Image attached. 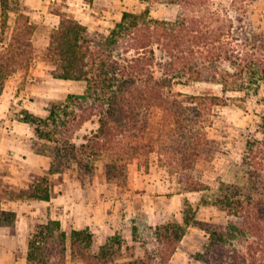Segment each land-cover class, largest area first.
Here are the masks:
<instances>
[{
  "label": "rangeland",
  "instance_id": "rangeland-1",
  "mask_svg": "<svg viewBox=\"0 0 264 264\" xmlns=\"http://www.w3.org/2000/svg\"><path fill=\"white\" fill-rule=\"evenodd\" d=\"M15 1L21 10L10 13L6 19L0 0V40L8 42L15 36L16 28L25 31L23 27L30 22L32 29L25 34V42L31 44L33 56L28 68L18 70L5 81L0 100L8 98L10 106L7 114L17 121L24 119L26 111L46 119L54 105L64 104L61 108L62 121L69 123L56 132L55 142L41 140L35 135L33 139L34 149L53 161L56 148H64L67 143L80 147L100 127V111L87 108L81 111L75 105L66 104L68 96L85 93L86 82L55 79L51 64L44 58L51 36L62 20L79 22L92 37H96L109 35L126 12L141 14L149 11L152 19L169 22L182 18L184 12L180 5L171 4L169 0ZM186 13L190 22L188 39L193 40L201 35L199 31H203L210 34V39L215 42L219 30L224 27V33H232V40H228L229 49L237 50L235 54L242 53H239L241 57L244 55L243 45H248L249 55H255L257 52H251L252 45L264 43V0H240L236 6H233L232 0H208L206 4L192 7ZM198 21H202V29ZM214 46L218 45L214 43ZM153 49L157 61L152 67L156 79L160 80L165 76L159 65L163 63L161 59L165 55L157 45ZM258 54L261 58L264 53L261 51ZM216 68L235 73L242 67L236 68L224 60ZM245 82L242 87L247 89L244 92L227 94H223L221 85L187 82V78H177L169 88L165 87L166 95L181 93L221 99L210 104L194 126L202 135L203 143H209L199 148L201 153L198 156L192 153L187 162L177 161L170 153L168 147L172 144L176 146L179 138L178 132H169V138L165 133V129L173 126L174 121L164 110L155 112L156 147L145 149L141 156L126 165L122 173L112 172L114 175H109L105 159L93 163L84 157L85 164L90 167L89 172L85 168L81 171V167L69 158L56 161L63 162L61 174L66 175L67 179L79 181L84 189H99L108 201L121 204L118 216L122 222L117 225L115 235L101 247V258L107 264H132L141 260L147 264H264V210L259 213L252 210L234 217L218 205L219 200L229 194L223 184L241 187L243 193L251 187L250 170L244 164L247 142L262 138L256 130L264 116V81L260 80L257 86L249 85V78L246 77ZM183 105L193 110L200 107L192 103ZM29 126L34 134L35 127ZM44 128L53 130V126ZM175 167L186 169V172L176 173L173 171ZM8 173L7 170L0 171V209L4 200L24 197L28 193V190L23 191L5 182L2 177ZM41 178L47 179L50 189L51 182L47 176L37 177L34 183ZM194 189L196 191L192 192ZM187 217L190 219L188 226L185 225ZM257 217L261 218L258 231L252 228ZM15 221L9 234L11 239L0 244V264H27L28 236L17 233ZM231 223L242 226L247 230L246 234H237L235 239L226 237L224 247H214L211 231ZM169 225L185 228L181 241H177L171 232L168 234L171 238L165 239L163 228ZM67 235L65 264H86L71 257V233ZM96 248L91 250V254L101 253Z\"/></svg>",
  "mask_w": 264,
  "mask_h": 264
},
{
  "label": "trees",
  "instance_id": "trees-1",
  "mask_svg": "<svg viewBox=\"0 0 264 264\" xmlns=\"http://www.w3.org/2000/svg\"><path fill=\"white\" fill-rule=\"evenodd\" d=\"M169 1L180 5L184 11L182 18L174 22L154 20L149 11L141 14L126 12L107 36L92 37L86 27L70 19L62 20L58 30L52 34L49 47L44 53V58L52 66V76L59 80L84 81L87 84L83 95L68 96L66 104L75 105L81 111L86 108L100 111V127L80 147L67 143L64 148H56L50 174L61 173L63 162L56 161L66 158L80 166L81 171L85 168L89 172L90 167L85 164L84 157L93 163L105 159L106 169L111 176L114 175L112 172H124L126 165L141 156L145 149L156 147V110H164L174 121L173 126L165 129L167 136L169 132H178L179 141L176 146L171 143L168 147L170 153L177 161L187 162L192 153L198 156L201 153L199 148L206 147L209 143H203L202 135L198 134L194 126L204 116L206 108L221 99L181 93L166 95L165 87L169 88L177 78H187V82L221 85L223 94H227L244 92L247 88L242 86L246 83V77L249 78V85L257 86L260 80L264 81V54L261 58L258 54L261 51L264 53V43L252 45L251 52H257L255 55H249L248 45H243L244 55L241 57L240 52L235 54L237 50L229 49L228 40H232V33H224V27L219 30L215 42L210 39V34L203 31H199L201 35L193 40L188 39L190 22L186 12L192 7L206 4L208 0ZM239 2L240 0H232L233 6ZM20 10L17 1L1 0V11L6 19L10 13ZM27 23L23 27L26 28L25 31L20 27L16 28L15 36L8 42L0 40V44H3L0 47V94L5 81L12 74L29 67L33 54L31 44L25 42V37L32 27L30 22ZM197 23L202 29V21ZM214 43L218 46H214ZM154 45L165 55L161 59L163 63L159 64L165 72L164 78L160 80L156 79L152 67L157 61ZM224 60L236 68L242 67L241 70L232 73L217 69V64ZM185 103L200 107L198 110L188 109L184 107ZM63 106L64 104L54 105L46 119L26 111L22 121L35 127L34 134L39 139L55 142L56 132L69 123L62 121ZM49 126H53V130H45L44 127ZM256 131L262 138L249 140L244 156V164L250 170L251 187L243 193L244 189L241 187L223 184L229 194L219 200L218 205L230 216L239 217L248 211L255 210L259 213L264 210V116ZM38 153L43 154L40 151ZM173 171L182 174L186 169L175 167ZM24 196L48 201L50 189L47 179H39ZM14 220V213L0 209V225L12 226ZM255 220L252 228L258 231L261 218L257 217ZM189 224L190 219L187 217L185 225ZM163 230L165 239L171 238L168 235L171 232L177 241H181L186 232L179 225H169ZM246 232L242 226L232 223L219 230H212V245L224 247L226 237L235 239L237 234L244 235ZM67 241L68 235L62 230L60 222L50 220L39 225L28 241L27 264H65ZM92 247L93 234L89 229L71 232L70 252L74 260L86 264H107L101 258L103 248L99 255H94L91 254ZM132 264L147 263L141 260Z\"/></svg>",
  "mask_w": 264,
  "mask_h": 264
},
{
  "label": "crops",
  "instance_id": "crops-1",
  "mask_svg": "<svg viewBox=\"0 0 264 264\" xmlns=\"http://www.w3.org/2000/svg\"><path fill=\"white\" fill-rule=\"evenodd\" d=\"M9 106L8 98H1L0 171H9L2 178L23 191H29L40 176H47L51 186L48 201L11 197L4 200L2 210L15 214V230L28 236L27 240L39 225L53 220L60 222L67 234L89 229L93 234L92 249L97 247L96 250L101 251L102 245L115 235L117 225L122 222L118 216L121 204L108 201L99 189H84L79 181L69 180L64 174H50L53 160L34 149L35 134L29 124L10 118ZM11 231V226L0 225V244L11 239Z\"/></svg>",
  "mask_w": 264,
  "mask_h": 264
}]
</instances>
